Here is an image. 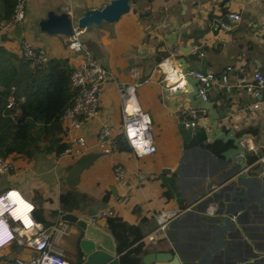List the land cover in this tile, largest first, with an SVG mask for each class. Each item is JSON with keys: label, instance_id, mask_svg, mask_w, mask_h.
I'll list each match as a JSON object with an SVG mask.
<instances>
[{"label": "crops", "instance_id": "0c3cea01", "mask_svg": "<svg viewBox=\"0 0 264 264\" xmlns=\"http://www.w3.org/2000/svg\"><path fill=\"white\" fill-rule=\"evenodd\" d=\"M106 1L109 0H29L21 22V39H16L11 33L15 25L0 27V44L21 54L24 42H30L45 51L48 59L67 57L71 66L81 58V54L67 47L66 37L41 31L38 21L46 17L49 9L79 16L87 7L99 6ZM197 2L135 0L131 2L130 10L116 22L91 25L82 32L83 46L113 76L104 84L100 118L85 121L81 132L88 139L94 138L99 119H106L117 141L110 155L97 152L95 159L86 167L71 172V166L82 155L69 161H58L59 154L36 151L29 160L12 158L14 167L0 174V194L10 189L18 191L22 198L34 205L32 217L40 222L41 227L56 224L62 228L55 232L53 238L65 250V257L71 264H80L82 257L77 239L81 234L71 222L62 221L61 214L72 212L78 217L89 216L106 203L113 205L114 213L97 218L95 224L112 235L117 253L136 254L141 264H171L169 261H143L147 253L158 251L171 252L179 264H239L233 256L238 242L244 240L255 252V256L248 255L251 256L248 261L264 264V209L253 196L255 191H260L264 201L261 166H247L242 171L259 183L253 184L252 198L243 201L231 216L232 223L221 228L220 224L230 210L228 204L233 209L232 204H238L239 196H247L250 185L240 181L237 162L216 153L211 143L200 144L202 150L195 152L184 145L177 125L185 111L192 107L188 91L170 88L162 81L168 70L178 66L176 59L180 57L181 46L178 33L194 27L197 14H204L207 10L206 0H200V6ZM230 9L240 18L232 20L228 29L224 28V40L208 57L204 70L220 71L227 64L245 62L264 71V0H232ZM2 13L3 0H0V16ZM171 32L176 35L167 50L170 42L166 39ZM160 39H165V42L156 46L155 42ZM142 46H147L143 54L139 52ZM158 50H166L164 55L168 60L163 67L153 65L150 70L147 66ZM133 65L140 69V84L136 87L134 99L151 118L157 146L153 153L142 157H135L120 136L121 104L115 83L129 79V68ZM230 78L234 79L233 76ZM210 101L216 107L227 109L225 116L217 118L222 130L232 128L246 144L253 142L259 153L264 152V105L258 110L248 108L245 95L239 91L215 95ZM230 145L231 140L228 141ZM244 156L249 165L252 156L248 151ZM114 162L122 163L129 173L128 198L125 201L121 196L123 189L112 176L111 165ZM163 168L166 170L162 171ZM231 183L232 186H228ZM189 205L191 208L180 212L166 224L164 232L156 233L154 242L141 240L155 227L153 213L156 210L163 207L180 210ZM225 244L229 250L224 249ZM0 251L2 264L14 254L29 258L32 249L11 242ZM120 262L119 256L118 264Z\"/></svg>", "mask_w": 264, "mask_h": 264}, {"label": "built area", "instance_id": "2783aa9c", "mask_svg": "<svg viewBox=\"0 0 264 264\" xmlns=\"http://www.w3.org/2000/svg\"><path fill=\"white\" fill-rule=\"evenodd\" d=\"M29 0H15L13 9L9 15V20L2 25L3 28L11 27L25 17V10ZM232 20H239L237 12L231 13ZM224 28L229 25H223ZM82 30L76 25H72V32L66 37V45L74 52L80 53L81 58L72 64L70 71V83L76 89L73 102L67 106L60 115L62 124V140L66 146L58 155V161H69L83 154L99 152L110 155L116 147L117 141L115 133L106 119H99L96 136L88 139L82 132L81 127L85 121L100 118V99L103 93L105 82L113 76L108 68L103 66L95 58L93 53L83 46L81 41ZM22 54L25 58L36 64H44L48 60L45 51L33 46L30 42H24ZM167 59V58H165ZM163 63L158 66L163 67ZM140 69L137 65L129 68V79L119 80L116 84V92L121 104V138L129 146L135 157L153 153L157 146L155 143L153 125L148 112L142 109L134 99L136 87L140 84L138 80ZM186 75L197 80V96L203 101H209L215 95H230L235 92H243L247 99L248 108L260 109L264 105V71L253 68L245 62L227 64L220 71L213 70H189L182 72L177 67L168 70L162 77L164 84L170 88H183L187 90ZM233 76L234 79L230 77ZM172 81V82H168ZM14 87L11 86L8 94L7 106L14 105ZM22 98V97H21ZM244 107V106H243ZM205 108H188L182 120L186 126H195L200 116L206 114ZM247 151L252 156L248 166L260 165V172L264 174V152L259 153L253 142H247ZM14 167V162L9 158L0 156V174L9 172ZM114 181L123 191L122 201L127 200V187L129 184V173L127 168L119 162L111 165ZM215 186V185H213ZM12 189L0 194V210L12 212L19 205L11 229L14 237L4 235L2 241L5 244L16 242L19 245L31 247L32 252L29 258H23L14 254L8 262L2 264H71L65 257V250L53 238L55 232L62 230L61 227L53 224L46 228L41 227L40 222L32 217L33 204L22 198L15 200ZM18 193V191H16ZM20 194V193H18ZM21 196V195H20ZM22 197V196H21ZM16 203L14 206H12ZM191 208V205L180 210L174 208H159L154 214L155 227L146 233L141 240L154 242L156 233L164 232L166 224L177 216L180 212ZM114 213L113 205L104 204L95 210L92 215L87 216V222L95 224L97 218H105ZM28 221V222H26ZM120 253L118 254L119 257Z\"/></svg>", "mask_w": 264, "mask_h": 264}, {"label": "water", "instance_id": "95a60500", "mask_svg": "<svg viewBox=\"0 0 264 264\" xmlns=\"http://www.w3.org/2000/svg\"><path fill=\"white\" fill-rule=\"evenodd\" d=\"M135 0H109L99 6L87 7L82 11L81 15L76 16L70 14L68 11L56 12L53 9L47 11L46 17L38 21L39 29L49 35H57L60 37H67L72 32V25L76 24L82 32L85 31L92 24L100 25L102 22L114 23L120 16L130 10L131 2ZM232 0H206L207 10L204 14H197V24L190 29H184L179 34L181 40L179 43L180 55L176 59V66L182 72L189 70L203 71L204 64L207 62L208 57L212 54L213 50L217 48L218 43L224 40V27L229 25L232 21L230 4ZM200 6V0H198ZM21 22L15 24L11 33L16 39H21L22 35ZM176 33L171 32L167 37L169 45L165 43L170 49L174 36ZM165 39H160L155 42L156 46L163 44ZM147 51V46H142L139 50L143 54ZM166 50H158L154 52L152 61L148 64L147 68L152 69L153 65L163 63L164 66L168 60V56L164 55ZM167 58V59H165ZM187 91L189 102L192 107L205 108L206 114L200 116L195 126H186L184 121L181 120L177 125V131L185 146L191 147L193 152L202 150L200 144L213 143L216 140H221L227 143L231 140V145L221 151L224 158L232 159L237 162L239 166L238 177L240 181L249 183V192L247 196H239L238 204H228L230 210L227 212L226 218L221 222V228L228 226L232 223L231 216L234 215L240 208L243 201L252 198V191L254 192V183H259L258 180L249 179L244 172H242L248 164L245 162V152H247L246 141L237 136L232 128L222 130L218 125L217 118L225 116L227 109L214 106L212 101H203L197 96V80L189 75H186ZM208 153V151H205ZM97 152L88 153L78 158L71 166L70 170L78 171L86 167L90 162L95 159ZM166 169L163 168L162 171ZM231 183L228 186H232ZM220 192V191H219ZM253 196L257 197L264 209V201L260 191H255ZM62 221L71 222L79 230L81 237L79 238V248L81 252L80 264H118L117 245L112 235L104 230L97 224L87 222V216L78 217L77 214L72 212H64L61 214ZM247 240L239 241L236 248V254L233 256L235 261L244 264H254L249 262L251 256H255L254 248L247 244ZM225 250L228 245H224ZM233 251V250H232ZM145 263L152 261H169L171 264H179L178 258L169 251L150 252L143 258ZM200 263V262H199ZM198 263V264H199Z\"/></svg>", "mask_w": 264, "mask_h": 264}, {"label": "trees", "instance_id": "16d2710c", "mask_svg": "<svg viewBox=\"0 0 264 264\" xmlns=\"http://www.w3.org/2000/svg\"><path fill=\"white\" fill-rule=\"evenodd\" d=\"M14 1L3 0L0 27L9 20ZM70 71L67 57L49 58L44 64H36L0 44L1 157L29 160L36 151L61 153L66 143L62 140L60 115L76 95L70 83ZM11 86L15 99L14 105L8 107ZM210 146L220 155L228 142L216 140ZM119 256L120 264H141L136 254L123 252Z\"/></svg>", "mask_w": 264, "mask_h": 264}, {"label": "clouds", "instance_id": "9594fccd", "mask_svg": "<svg viewBox=\"0 0 264 264\" xmlns=\"http://www.w3.org/2000/svg\"><path fill=\"white\" fill-rule=\"evenodd\" d=\"M18 222L19 218L15 219V215L8 211V209L6 210H0V249L6 245L3 241H2V237L4 235H8L10 236V239H12L14 237V231L11 229V226L13 224V222Z\"/></svg>", "mask_w": 264, "mask_h": 264}, {"label": "bare ground", "instance_id": "6f19581e", "mask_svg": "<svg viewBox=\"0 0 264 264\" xmlns=\"http://www.w3.org/2000/svg\"><path fill=\"white\" fill-rule=\"evenodd\" d=\"M13 193L15 194L14 196H15V200H17L18 202L19 201H21L22 200V197L20 196V194H18L16 191H13ZM16 203H14L12 206H14ZM18 205H19V203H18ZM18 205H15V207H16V209L15 210H13L12 212H14V214H18L17 212V209L19 208V207H17ZM26 222H28V221H26Z\"/></svg>", "mask_w": 264, "mask_h": 264}, {"label": "rangeland", "instance_id": "374dc122", "mask_svg": "<svg viewBox=\"0 0 264 264\" xmlns=\"http://www.w3.org/2000/svg\"><path fill=\"white\" fill-rule=\"evenodd\" d=\"M92 25H94V24H92ZM79 172H80V171H79ZM79 172H78V173H79ZM6 173H7V172H6ZM9 174H11V173H9ZM89 213H90V212H89ZM1 252H2V251H0V253H1Z\"/></svg>", "mask_w": 264, "mask_h": 264}, {"label": "snow or ice", "instance_id": "6c2138e0", "mask_svg": "<svg viewBox=\"0 0 264 264\" xmlns=\"http://www.w3.org/2000/svg\"><path fill=\"white\" fill-rule=\"evenodd\" d=\"M12 195H15L14 193Z\"/></svg>", "mask_w": 264, "mask_h": 264}]
</instances>
